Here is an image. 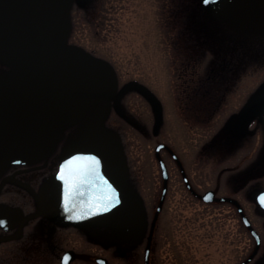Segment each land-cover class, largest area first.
I'll list each match as a JSON object with an SVG mask.
<instances>
[{
	"label": "rangeland",
	"instance_id": "374dc122",
	"mask_svg": "<svg viewBox=\"0 0 264 264\" xmlns=\"http://www.w3.org/2000/svg\"><path fill=\"white\" fill-rule=\"evenodd\" d=\"M104 1L108 4L97 6L92 14L84 3L75 4L71 42L91 55L92 51L96 54L97 66L110 71L117 79L116 91L121 86L127 88L121 104L126 119L121 122L112 112L110 131L123 136L122 153L128 155L132 168L135 201L144 209L142 219L133 225L138 236H144V249L145 235L163 188L161 167L155 153L158 142H165L176 151L198 192L218 188V194L234 193L248 203V193L257 191L256 186L245 191L243 188L247 187L248 172L253 165L256 164L251 171L255 177L264 174V122L261 119L255 122L256 112L264 111V0H258L260 4L255 0L210 2L208 9L211 11L208 12L211 15L208 13V17L216 12L223 21L237 24L240 19L238 35L242 42L235 45L237 50L230 54L229 49L221 45L216 55H228L232 66L236 64L233 60L236 55H248L239 64V76L229 87L238 91V97H253L250 104L235 97L222 101L217 107L214 104L207 107L203 95L202 99H196L197 103L185 104L181 100V76H187L191 69L190 65L186 68L187 60L190 58L192 64L190 72L197 68L194 76L202 74L203 77L223 58L211 55L210 49H204L202 55H187V50L194 52L197 47L190 46L186 39V47L171 45L172 39L167 33L174 34V31L164 22L175 12L176 0ZM98 15L102 20L95 18ZM239 45L244 47L242 52ZM186 79L192 89L195 78L188 76ZM157 103L159 108L155 109ZM160 154L167 163L170 177L154 229L152 263L238 264L245 259L253 250L255 239L235 223L236 209L227 202L206 203L196 198L187 188L169 151L163 149ZM226 166L237 168V171L223 170ZM221 171L222 183L218 184ZM129 187L132 192L130 182ZM251 213L253 215L249 213V216L264 241V217L257 207ZM127 232L129 230L123 227L107 231V234L111 242H117Z\"/></svg>",
	"mask_w": 264,
	"mask_h": 264
},
{
	"label": "flooded vegetation",
	"instance_id": "af4514ba",
	"mask_svg": "<svg viewBox=\"0 0 264 264\" xmlns=\"http://www.w3.org/2000/svg\"><path fill=\"white\" fill-rule=\"evenodd\" d=\"M73 8L70 5L69 46L73 45ZM0 14L1 18L3 12ZM105 85L100 98L83 103L61 91L50 94L41 90L34 77H21L18 69L0 59V264H145L144 236H138L137 228L78 226L61 211L66 184L70 190L76 181L73 168L80 161L77 158L92 149L119 155L118 149L124 145L123 136L110 131V122L112 112L124 121L121 104L126 90L117 106L115 98L123 87L116 91ZM112 132L121 136V146L111 145ZM69 161L73 164L61 179L60 169ZM229 168L232 167L223 170ZM255 168L256 164L250 170ZM251 171L244 191L250 186L257 190L264 187V174L257 178ZM217 178L218 184L222 183V171ZM215 189L219 197H234L242 206L245 204L251 216L255 207L264 210L256 202V191L248 193L246 203L237 194H218ZM215 202L231 204L236 209L235 223L250 233L234 203ZM123 227L129 232L123 239L111 242L107 231ZM154 239L153 234L150 264Z\"/></svg>",
	"mask_w": 264,
	"mask_h": 264
},
{
	"label": "water",
	"instance_id": "95a60500",
	"mask_svg": "<svg viewBox=\"0 0 264 264\" xmlns=\"http://www.w3.org/2000/svg\"><path fill=\"white\" fill-rule=\"evenodd\" d=\"M214 1L223 4L231 0ZM71 2L72 0H0V13L3 12L0 18V59L18 69L21 77H34L41 90L50 94L61 91L73 99L87 103L103 95L105 84L108 90L116 88V80L110 71L97 66V58L79 46L68 45ZM125 90L122 88L118 92L115 105L120 104ZM154 108L158 109L159 105L155 104ZM110 142L113 147L121 146V136L112 132ZM163 147L177 159L184 180L194 194L205 201L228 200L237 205L244 223L256 238L252 253L240 263L247 264L257 254L261 237L238 200L227 196L217 197L212 189L203 194L198 193L192 187L178 156L163 143L156 146V156L163 175V189L145 249L146 264H149L153 230L168 190L169 173L160 155V149ZM118 150L119 155L92 149L82 157L88 159H81L74 166L76 181L69 192L67 210L65 193L61 197V211L65 218L78 226L111 228L133 226L142 219V209L135 201V193L133 190L132 193L129 187V165L122 148ZM109 195L113 196V200L105 199ZM115 199H118L119 203L105 211ZM256 200L259 206L264 208V187L256 192Z\"/></svg>",
	"mask_w": 264,
	"mask_h": 264
},
{
	"label": "trees",
	"instance_id": "16d2710c",
	"mask_svg": "<svg viewBox=\"0 0 264 264\" xmlns=\"http://www.w3.org/2000/svg\"><path fill=\"white\" fill-rule=\"evenodd\" d=\"M255 1L256 3L260 4L258 0ZM78 2L81 1L72 0V6H76L75 4ZM210 2H215V1L214 0H176L175 1V9H174L175 12L172 13L171 18L168 19V21L165 18V22H164V25L169 30L174 31V34L172 32L167 33L169 38L172 39L171 45H176L177 47L183 45L186 47L185 39L188 40L190 46L197 48H195L196 51L194 52L187 50L186 51L187 55H199L197 53H201L202 55L204 53V49H210L212 50L211 55H216L218 53L217 51L220 50L221 45L226 46L229 49L230 54L234 50H237L235 49V45H237V43L239 42H242V40L238 35L239 28L241 30L240 22H238L240 19L237 21V24L236 22L232 23V22L223 21L221 19V16H219V14H217L216 12H214L213 14L214 17L213 16L208 17V13H209L208 11H211L208 9V7L211 6ZM83 3L86 6V10L88 11V13L91 14L93 10L95 11L97 10V6L101 7L108 4V2L105 3L104 0L103 1L83 0ZM95 18L102 20V17H100V15H98ZM94 28L95 30H97L96 23H94ZM239 49H241L240 51L242 52L244 47L240 48L239 45ZM224 50H226V48ZM92 54L96 55L93 51ZM216 56L218 59L223 58L221 60V63L219 61L215 62L211 72L208 73L207 75H204L203 77L202 74L197 77L194 76L198 72L197 68H194L195 71H192V73L190 72L192 70V64L190 62V58L189 60H187L186 68H189L188 66L190 65L191 69L189 68V73H187V76L185 74L181 76L182 84H183L182 85L183 89L180 92L182 102H184L185 104H188L193 101L197 103L198 100L196 99H202V95H203L204 98L203 102L207 107L210 106L211 104L212 105L214 104L217 107L219 103L222 104V101L225 102V100H227L228 98L234 99L235 97H237L238 100V98L241 97L243 98V100L241 99L243 102L250 99L249 97L244 98V96L238 97L239 95L238 91L236 89L229 87L230 82H233L234 79H236L237 76H239L238 74L240 73L239 64L245 61L248 58V55H236V59H233L235 60L234 62L236 63L234 66L231 65L232 60L229 61L228 55H222V56L220 55L221 57H219V55ZM188 76L189 77L193 76V78H195L196 80L194 87L192 89L190 88L189 85V79H186V77ZM209 82L210 84L208 86L207 84ZM226 82L228 86H225ZM183 94L185 95V99ZM241 94H243V92H241ZM255 263L264 264V248H262L259 254H257V256L255 257L253 264Z\"/></svg>",
	"mask_w": 264,
	"mask_h": 264
},
{
	"label": "snow or ice",
	"instance_id": "6c2138e0",
	"mask_svg": "<svg viewBox=\"0 0 264 264\" xmlns=\"http://www.w3.org/2000/svg\"><path fill=\"white\" fill-rule=\"evenodd\" d=\"M81 159H88V158H77V160H81ZM93 163H98V162H95L93 161ZM73 164V161H69L64 167H62L60 169V173H61V179H64V175H65V170L66 169H70L71 165ZM95 169H90V171H94ZM69 187L68 185L66 184V192H65V210H67V204H68V198H69ZM82 194V193H81ZM106 200H113V196L112 195H109L107 197H105ZM119 203V200L118 199H115L114 202L109 205L108 207L105 208V211L108 210L109 207H114L116 204ZM67 259V258H65Z\"/></svg>",
	"mask_w": 264,
	"mask_h": 264
}]
</instances>
